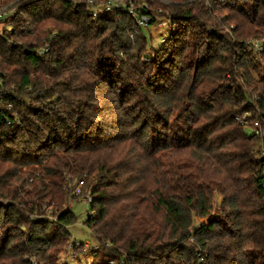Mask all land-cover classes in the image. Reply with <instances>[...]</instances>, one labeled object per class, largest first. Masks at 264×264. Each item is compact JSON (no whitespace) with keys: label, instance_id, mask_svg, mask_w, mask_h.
Segmentation results:
<instances>
[{"label":"trees","instance_id":"trees-1","mask_svg":"<svg viewBox=\"0 0 264 264\" xmlns=\"http://www.w3.org/2000/svg\"><path fill=\"white\" fill-rule=\"evenodd\" d=\"M8 1L0 75L24 103L0 126V264L87 255L65 175L92 197L87 264H264V52L246 45L264 38V0L222 8L226 31L202 1L150 3L171 32L149 52L122 11L93 22L81 0Z\"/></svg>","mask_w":264,"mask_h":264},{"label":"built area","instance_id":"built-area-1","mask_svg":"<svg viewBox=\"0 0 264 264\" xmlns=\"http://www.w3.org/2000/svg\"><path fill=\"white\" fill-rule=\"evenodd\" d=\"M3 1L4 0H0V24L4 26V29L0 31V35H2L5 30L12 32L13 27L8 25V23L12 21L13 16L18 12L16 8L17 1L7 4L6 6H3ZM235 1L236 0H220L219 3L220 6H231ZM247 1L254 2L255 0ZM81 2L86 6L90 20L93 22L98 21L103 13L122 11L134 20L137 27L144 31H147L157 23V21L154 23V19H156L154 16H150L144 12V10H150V5L146 0H81ZM246 45L250 50L256 53L262 54L264 52L262 39H250L246 42ZM48 51L49 47H45L39 51V55H44ZM23 103V99L6 86L4 78L0 75V126L11 127L19 124L20 112L18 107ZM236 120L243 126L250 125V121L246 117L242 119L237 118ZM250 126L256 135H260V126L257 122L252 123ZM85 184L86 182L84 180L78 182V186L73 191V194L76 197L82 198L84 204L89 205L92 202V197L89 193H84L83 189ZM45 209L49 211L51 208L49 209L48 206H45ZM34 264L37 263L34 262Z\"/></svg>","mask_w":264,"mask_h":264},{"label":"rangeland","instance_id":"rangeland-1","mask_svg":"<svg viewBox=\"0 0 264 264\" xmlns=\"http://www.w3.org/2000/svg\"><path fill=\"white\" fill-rule=\"evenodd\" d=\"M149 4L150 3H161L164 5H169L171 4L169 1L167 0H146ZM195 1H202L204 3V5L207 7V9L209 11H211L213 16L218 17V22L220 25V28L222 29H227V26L223 23H221V16L223 15V9L225 8L224 5L220 6L219 1L220 0H195ZM16 1H8V0H4L2 2L3 6H6L7 4L10 3H14ZM218 5H217V3ZM250 3V1L247 0H236L235 2H233V5L229 6V8H237L239 6H243L244 4ZM216 4V5H215ZM228 7V6H227ZM17 8V7H16ZM220 8V10L217 11H213ZM222 9V10H221ZM223 12V13H222ZM165 15L164 17L161 15ZM161 17H160V16ZM153 16L156 18L157 23L155 25H153L150 29H148L147 31H145L147 39L149 41L148 44V52L151 51V49L154 50H159L162 47V43L163 40H166L171 32V27H170V20L167 17V12H163L162 9H158L157 13L153 12ZM234 26H230V29H233ZM4 29V26L2 24H0V31ZM229 29V30H230ZM209 33L212 31V29L208 30ZM262 43L264 44V38L262 39ZM147 61V60H146ZM245 116H240V118H244ZM253 122H250V125ZM34 176H38L37 173L33 174ZM31 175L27 181V183L25 184V190L26 191H32V185L34 183V176ZM65 180H64V184H63V189L66 192H69V201L66 203V208H69L72 213L76 216L77 218V223L69 228V233L71 235V239L72 241L77 242V245L79 246V244H82L86 249H87V255L85 257H79L78 259L75 260L74 256L71 255V252L73 251L71 246H67L64 249V253H62L61 255V259L65 260L68 257H71V259H68L69 264H87V261H89L90 259V252L91 250L96 249L97 245L96 242L94 241L93 237H92V233L90 231V229L84 224L90 215V211H89V207L84 204L82 201V198L76 197L73 194V191L75 190V188L78 186V180L77 179H72L70 176L65 175ZM46 184H48V182H46ZM86 186V184H85ZM84 186V188H85ZM41 189V188H40ZM3 199L0 198V205L4 204ZM220 199H217L215 201H213V213L211 214V216H214L215 210L218 209V203L220 202ZM9 202V201H8ZM30 203V201L28 202ZM48 200L42 203L41 209L39 211V216H37L34 220L35 222H38L40 217H42L43 219H46V212L48 209H45V206H48ZM8 204V203H7ZM50 209V207H49ZM209 219H202L199 220V222L202 223H207ZM198 221V220H197ZM89 250V251H88ZM77 258V257H76ZM73 259V260H72ZM31 264H34V262H36L38 264V261L35 258H31L30 259Z\"/></svg>","mask_w":264,"mask_h":264}]
</instances>
